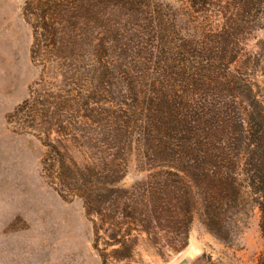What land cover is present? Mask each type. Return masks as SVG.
<instances>
[{
	"label": "trees",
	"instance_id": "16d2710c",
	"mask_svg": "<svg viewBox=\"0 0 264 264\" xmlns=\"http://www.w3.org/2000/svg\"><path fill=\"white\" fill-rule=\"evenodd\" d=\"M186 3L23 0L38 79L8 122L47 150L46 184L81 201L102 264L183 249L195 214L229 241L246 198L264 237V102L233 68L258 34L264 59V0ZM134 152L147 175L123 189Z\"/></svg>",
	"mask_w": 264,
	"mask_h": 264
},
{
	"label": "rangeland",
	"instance_id": "374dc122",
	"mask_svg": "<svg viewBox=\"0 0 264 264\" xmlns=\"http://www.w3.org/2000/svg\"><path fill=\"white\" fill-rule=\"evenodd\" d=\"M160 1L175 9L188 7L186 0ZM22 9L23 0H0V264H102L81 201L63 200L46 184L41 161L47 150L37 138L16 131L8 122L38 79L30 60L31 30ZM257 40L248 39L241 46L233 68L249 78L264 102V59ZM69 155L82 159L74 151ZM140 167L139 156L131 153L120 187L128 189L143 180L147 173ZM246 201L248 216L229 241L208 232L195 214L183 249L157 250L139 243L131 259L109 258L108 264H176L188 253L194 254L195 264H260L264 257L260 213Z\"/></svg>",
	"mask_w": 264,
	"mask_h": 264
},
{
	"label": "water",
	"instance_id": "95a60500",
	"mask_svg": "<svg viewBox=\"0 0 264 264\" xmlns=\"http://www.w3.org/2000/svg\"><path fill=\"white\" fill-rule=\"evenodd\" d=\"M194 254L188 253L182 259H180L176 264H195L194 263Z\"/></svg>",
	"mask_w": 264,
	"mask_h": 264
}]
</instances>
